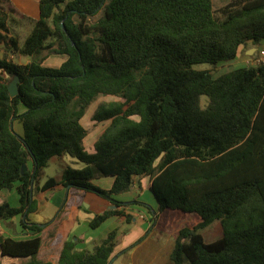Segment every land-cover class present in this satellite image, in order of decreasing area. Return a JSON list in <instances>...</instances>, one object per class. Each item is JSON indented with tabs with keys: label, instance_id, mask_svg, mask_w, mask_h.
<instances>
[{
	"label": "trees",
	"instance_id": "16d2710c",
	"mask_svg": "<svg viewBox=\"0 0 264 264\" xmlns=\"http://www.w3.org/2000/svg\"><path fill=\"white\" fill-rule=\"evenodd\" d=\"M38 7L21 45L9 26V13L19 11L0 0V191L19 195L18 206L0 204V220L21 216L32 234H0L1 256L51 264L38 258L44 228L30 221L40 192L63 185L108 200L115 208L90 220L96 229L112 216L131 222L128 204L148 207L117 196L150 177L161 226L175 212L187 221L172 264H264V65L218 77L194 68L232 61L249 42L260 45L264 0H232L219 12L212 0H39ZM10 51L30 60L15 63ZM52 53L66 59L50 66ZM15 76L19 94L12 97ZM100 96L119 99L94 112V121L111 122L90 153L84 139L96 125L87 129L81 120ZM65 155L84 166H66L41 184L49 162ZM108 176L110 189L93 183ZM214 223L222 234L208 242L204 230ZM117 236L110 231L91 250L77 247L80 237L66 240L56 264H108Z\"/></svg>",
	"mask_w": 264,
	"mask_h": 264
},
{
	"label": "crops",
	"instance_id": "0c3cea01",
	"mask_svg": "<svg viewBox=\"0 0 264 264\" xmlns=\"http://www.w3.org/2000/svg\"><path fill=\"white\" fill-rule=\"evenodd\" d=\"M10 1L15 5L17 10L21 13L20 16L23 18L31 14V8L28 5L25 6L27 8H23L21 6L22 1H26V4L36 3L37 5L39 2V0H36V2L35 0ZM18 7H21L22 10H19ZM38 16L34 19H37ZM263 42L264 41L261 42V45H264ZM84 118L85 117L81 120L82 124ZM17 122L18 121L14 123L15 129ZM93 122L92 125L87 124L85 126L83 124L87 129L96 125L84 139L85 148L87 145L88 150L87 148L86 150L90 153L95 152L96 141L110 125L111 121L96 122L93 120ZM70 162L80 168L84 166L73 160H70ZM93 183L104 189H110L114 183V177H97L93 180ZM137 184L138 181L136 180L134 187L130 191L118 195L117 199L125 203L133 200L143 202L142 199H144V194L148 197V199H144L148 207L139 203L128 204L125 206L126 212L134 216L131 222H128L126 218L122 216H112L96 229L90 227V220L96 214L115 208L108 200L100 197L94 192L79 190L75 187H64L63 185H59L57 188L50 191L40 192L38 194V209L36 212L30 214V221L41 224L44 228L40 233L43 245L38 254V258L49 263L51 259L56 258V260H58L63 243L73 237L81 238V242L77 246L78 248L91 250L102 239L107 237L110 231L117 229V244L112 259L119 253L133 249V252L141 253V256L146 260L145 264L171 263V261L168 263V260L164 261V257L161 256L162 238L155 240L154 236L158 233L157 231L159 229H161V233L168 229L170 218L174 213L168 215L166 224L162 227L159 219H156V215L153 214L158 208V203L150 191V186L152 184L151 178L144 177L141 179V186ZM147 193L150 195H147ZM4 202H9L12 206L19 205V195L15 188L0 191V204ZM7 223L9 224L6 225L3 219L0 220V234L11 236L16 239H28L32 237L30 230H25L22 227L21 216L8 219ZM42 254H44L43 258L41 257ZM2 258L9 259L10 257H3L0 254V260L5 264H19L23 262V259L17 258H10L11 262H7ZM168 258L170 259V254Z\"/></svg>",
	"mask_w": 264,
	"mask_h": 264
},
{
	"label": "rangeland",
	"instance_id": "374dc122",
	"mask_svg": "<svg viewBox=\"0 0 264 264\" xmlns=\"http://www.w3.org/2000/svg\"><path fill=\"white\" fill-rule=\"evenodd\" d=\"M31 1V0H30ZM34 1V0H33ZM214 4V9L216 12H219L221 7L226 5L232 0H212ZM26 1H22L21 6L23 8H27L25 6H29L31 8V14L26 17H21L20 12H11L9 13V26L10 30L13 35H15L20 44L22 45L25 38L31 33L32 28L35 24V19L36 16H38V5L36 3H31V4H26ZM36 2V0H35ZM33 4V5H32ZM19 10L22 8L18 7ZM103 12L100 13V15ZM32 17V18H31ZM264 41V40H263ZM264 43V42H263ZM264 45H254L252 42H249L245 46L241 47V50L239 52V55L236 59L229 61V62H221L216 66H213L209 63H199L195 64L194 68L196 69H202V70H211L214 74V77H218L224 73H227L233 69L244 67L250 64H258L259 59L261 57H264ZM0 55H3V48L0 46ZM8 56L10 59H12L15 63L18 64H24L27 63L30 60V57L22 56L19 53H12L11 51L8 52ZM66 59L65 56L63 55H57V54H49L47 59H46V64L50 66H59L64 60ZM13 80V77H10V81ZM119 98L116 96H100L97 100H95L88 108L85 118L83 119V124L86 126L87 124L92 125L93 122V114L96 110V108L99 106V104L104 103V102H109L112 100H118ZM209 102V97L206 95H203L201 97V105L203 107L207 106ZM25 108L23 106L20 107V110L23 111ZM89 120V123H88ZM16 129L18 132L22 133L23 132V126L21 123L17 122L16 123ZM86 148L88 150V146L86 145ZM64 157V158H62ZM62 157H55L53 158L50 162L48 167H46L43 171V176L41 179V183H45L46 180L50 177H61L62 171L66 166H71L73 168H80L77 167L76 165H73L70 160L76 161L80 163L82 166L84 165L83 163L79 162L78 160L70 157L69 155H65ZM69 164V165H68ZM147 195H150L147 193ZM144 199H148L147 196L143 194ZM142 199L143 203H146L145 200ZM147 204V203H146ZM3 222L7 225L6 219H3ZM189 222V221H188ZM187 224L186 219L183 217V215L179 212H175L173 216L170 218V223L168 226V229L161 233V229H159L155 234V240H158L162 238L161 241V256L164 257V261L168 260V263L170 259L168 258L170 252L172 251V248L174 246L175 242V236L176 233ZM222 234V229L221 225L219 223H214L211 227L207 228L204 230V236L206 241L211 242L215 240L216 238L220 237ZM162 235V237H161ZM91 247V245H90ZM41 257H44V254L41 255ZM3 259V258H2ZM7 262H11V259H6L4 258ZM3 259V260H4ZM16 261V260H15ZM56 258L51 259L50 263L55 264L56 263ZM18 262V261H17ZM146 260H144V257L141 256V253H136L133 252V249L129 251H125L122 253H119L113 258L112 264H145ZM172 264V263H169ZM185 264H189L187 261Z\"/></svg>",
	"mask_w": 264,
	"mask_h": 264
},
{
	"label": "water",
	"instance_id": "95a60500",
	"mask_svg": "<svg viewBox=\"0 0 264 264\" xmlns=\"http://www.w3.org/2000/svg\"><path fill=\"white\" fill-rule=\"evenodd\" d=\"M63 27H64V24H63ZM19 81H20V77L19 76H15L13 78V80L9 82L8 89H9L10 95L12 97H15V96H17L19 94V87H18ZM27 170H28L27 165H23L22 173H25ZM112 261H113V259L108 264H112Z\"/></svg>",
	"mask_w": 264,
	"mask_h": 264
},
{
	"label": "built area",
	"instance_id": "2783aa9c",
	"mask_svg": "<svg viewBox=\"0 0 264 264\" xmlns=\"http://www.w3.org/2000/svg\"><path fill=\"white\" fill-rule=\"evenodd\" d=\"M263 55H264V53H263ZM258 64H263L264 65V57H261L260 59H259V63Z\"/></svg>",
	"mask_w": 264,
	"mask_h": 264
}]
</instances>
